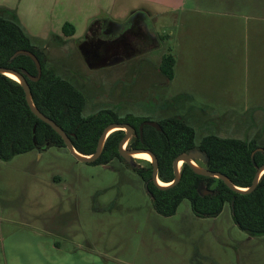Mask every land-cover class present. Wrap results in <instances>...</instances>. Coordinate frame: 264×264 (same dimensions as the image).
<instances>
[{
    "label": "rangeland",
    "instance_id": "rangeland-1",
    "mask_svg": "<svg viewBox=\"0 0 264 264\" xmlns=\"http://www.w3.org/2000/svg\"><path fill=\"white\" fill-rule=\"evenodd\" d=\"M3 1H13L23 18L40 20V14H26L25 0ZM123 2L129 8L138 5ZM248 5L256 9L254 16L264 18L259 14L264 0H187L184 8L160 14L161 24L151 23L161 42L138 54L131 51L112 66L90 68L82 55L83 62L76 43L86 29L63 39L56 24L38 22V35L30 39L43 50L47 66L81 90L84 116L105 107L132 119L180 116L195 129L196 140L216 134L255 138L264 146L263 113L251 119L254 111L242 109L246 94L256 87L254 78L264 76V58L258 59L249 41L252 24L244 28L245 15L229 13L233 6ZM249 22L262 25L264 32V21ZM168 53L176 61L170 81L158 70ZM148 163L115 158L106 167L79 161L66 147L49 144L0 160V263L24 264V252L11 248L30 245L48 247L49 264L60 258L63 264H180L189 257L195 262L194 255L205 264H264V235L241 230L229 202L214 216L195 214L187 199L172 215L158 213L133 169ZM196 163L204 166L205 161ZM55 242L62 251L50 248Z\"/></svg>",
    "mask_w": 264,
    "mask_h": 264
},
{
    "label": "trees",
    "instance_id": "trees-1",
    "mask_svg": "<svg viewBox=\"0 0 264 264\" xmlns=\"http://www.w3.org/2000/svg\"><path fill=\"white\" fill-rule=\"evenodd\" d=\"M68 26L65 23L62 32L72 35L74 28L67 29ZM19 49L31 51L40 61L41 75L37 80L24 74L34 105L64 130L78 152L92 154L101 132L110 123L129 121L138 127L141 121L148 119L120 116L110 108L84 116L82 111L86 99L81 90L47 66L43 50L34 45L15 13L0 7V66L36 76V66L29 56L19 54L11 58ZM174 65L173 54L161 57L158 70L166 81L173 78ZM157 122L160 130L144 125L141 136L137 128L138 135L129 140L127 148L150 150L157 158L158 178L163 182L174 178L175 157L196 148L206 153L208 159L204 166L207 169L221 172L234 185L243 188L251 185L257 168L264 164V152L256 151L251 157L256 148H264L255 138L241 140L206 134L196 140L195 129L179 116L165 117ZM122 134L121 129L111 132L99 157L89 163L107 165L115 158L122 159L118 153ZM45 144L65 147L61 136L31 111L21 84L0 73V160H9ZM133 169L147 184L146 189L158 213L172 215L178 205L187 199L195 214L214 216L229 202L232 218L241 230L252 236L264 235V173L253 191L238 193L219 178L196 174L187 163L180 166V180L167 188H159L153 183L150 163L134 166ZM200 183L212 193L200 194Z\"/></svg>",
    "mask_w": 264,
    "mask_h": 264
},
{
    "label": "crops",
    "instance_id": "crops-1",
    "mask_svg": "<svg viewBox=\"0 0 264 264\" xmlns=\"http://www.w3.org/2000/svg\"><path fill=\"white\" fill-rule=\"evenodd\" d=\"M124 0H35L36 6L35 8H31L33 0H25L26 8H30L29 12H26L28 15H36L40 14V20H34L26 16L23 18L21 16V12L19 9H15L13 1H3L0 0V7H5L12 12L15 13L20 25L23 29H25L29 34L30 38H36L38 35L36 31L39 29V23H54L57 25L56 29L60 30V34L57 35L61 38H76L77 32L79 28L89 29L94 24L100 23L104 26H107L108 23H115V24H124L129 25L131 24L132 17L134 15H138L140 17V21L142 25H145L146 28H149L153 31V34L156 37V41L161 42V35L154 30V27L151 25L152 22L156 19V23L160 22L159 15L164 12H175L178 9H182L187 5V0H136L138 3L137 7L129 8L126 5ZM195 2H199L200 0H194ZM231 1V0H230ZM241 3L246 2V0H239ZM30 4V5H29ZM180 7V8H178ZM234 11H230L229 13L232 14H244L245 20L243 22L244 28H248V26L252 27L254 31V38H251L249 41L252 45L257 47L255 49L256 54L260 53L258 59L264 58V38L262 34V25L250 23L249 20H262L264 21L263 17L254 16L257 14L255 8L251 11L250 6H233ZM238 9V10H237ZM35 12H33V11ZM116 10V12H115ZM185 12V9L183 10ZM124 12V13H123ZM183 12V13H184ZM113 13L118 15H129L125 18L121 17H113ZM264 13V7H261L259 14ZM133 15V16H131ZM156 17V18H155ZM238 20H240L239 16ZM159 19V20H158ZM248 20V21H247ZM163 21V20H162ZM39 22V23H38ZM68 23L70 26L74 28V33L72 35H65L62 32V26ZM84 23V24H82ZM242 24V23H241ZM242 27V26H241ZM157 28V26H156ZM257 29H260V32L256 33ZM37 34V35H36ZM257 35H260V38H256ZM255 60L256 57L254 58ZM176 62V61H175ZM258 62V61H255ZM175 73V71H174ZM174 77V75H173ZM173 79V78H172ZM171 79V80H172ZM254 84L256 87L248 91L246 94L245 100L246 103L244 104L242 109H252L254 111L253 117L251 115V119H256L258 117L257 113H263L264 116V76H259L258 78H254ZM259 86V87H258ZM260 111V112H258ZM180 117V116H179ZM192 120V119H191ZM187 123L188 120H187ZM190 123L193 124L191 121ZM54 251L60 252L62 248L57 242L50 246ZM12 250H20L25 254V263L24 264H49L48 261V247H33V246H24L23 248H11ZM34 252H36V256L34 257ZM197 254V253H196ZM195 262H190V257L188 258L187 263H180V264H205L202 261V257L198 258V256L194 255ZM62 258L59 259L58 264H63L61 261ZM210 263V262H209ZM1 264V263H0ZM12 264H17L16 262ZM85 264H91L85 262ZM95 264V263H93ZM106 264V263H104ZM210 264H218V263H210ZM235 264V263H232ZM238 264V263H237Z\"/></svg>",
    "mask_w": 264,
    "mask_h": 264
},
{
    "label": "water",
    "instance_id": "water-1",
    "mask_svg": "<svg viewBox=\"0 0 264 264\" xmlns=\"http://www.w3.org/2000/svg\"><path fill=\"white\" fill-rule=\"evenodd\" d=\"M19 54H25L33 60L35 66H36V69H37V75L32 76L26 72L21 73L17 70H14L11 68H6V67H1V66H0V73L5 74L8 77H10L8 75V73H10V74H13L15 77H17V79H14L12 77H10V78L17 81L18 83H20L21 86L23 87V90L25 93V98H26L27 104L30 107L31 111L39 119H41L42 121L49 124L61 136V138L64 141L65 147L67 148L69 153L75 159H77L79 161L92 162L95 159H97L102 152L104 142H105L106 138L108 137V135L115 130L121 129V130H124L126 132V135L124 137H122V139L120 140V142L118 144V153H119L120 157H122L128 163L133 164V158L134 157L131 155L132 153H134V152H147L152 157V160L150 161L151 166H152V177H151V179H152L153 183L159 188L170 187V186L176 184L180 180V165H182V163H187L196 174L205 175V176H213V177L221 179L230 189H232L233 191L238 192V193H248V192L253 191L255 189L261 175L264 173V164H262L261 166H259L257 168L256 173L253 177V180H252V183L250 186L244 187V188L236 186L230 181V179L226 175L222 174L221 172L211 171V170L207 169L205 166H201V165L197 164L196 160L200 159V160H203L206 162L208 157L206 156L205 152L196 148V149H192L188 152H182L175 157V159L173 161L174 178L170 182H165V183H167V185L161 186L157 183V180L159 178H158V161H157L156 156L148 149H140V148L129 149V148H127L125 146V144H127V142L130 140L131 137H129V136L131 135L133 129L127 123H118V122L110 123L104 127L103 131L101 132V134L98 138L95 151L92 154H89V155L82 154L74 148L69 136L64 132V130L59 125H57L52 119H50L48 116H46L41 111H39L38 108L34 105V103L32 101V97H31V93H30V88H29V85L27 83V80H26V77L24 76V74H26L32 80H37L41 75L40 61L38 60V58L36 57V55L34 53H32L31 51L25 50V49H19V50L15 51L13 53V55L11 56V58H13ZM143 124H148L150 126L155 127L157 130H160V126L156 121L146 120L141 124L140 129H142ZM111 128H113V131H110ZM256 151L264 152V148L263 147L256 148L251 153L252 158H253V155ZM179 162H181L180 165H179ZM105 166L107 167L108 165H105ZM145 187H147L146 183H145ZM198 192L202 195L212 193V191L207 189L203 183H200L198 185Z\"/></svg>",
    "mask_w": 264,
    "mask_h": 264
},
{
    "label": "flooded vegetation",
    "instance_id": "flooded-vegetation-1",
    "mask_svg": "<svg viewBox=\"0 0 264 264\" xmlns=\"http://www.w3.org/2000/svg\"><path fill=\"white\" fill-rule=\"evenodd\" d=\"M132 21L133 22L127 26L124 24L115 23H108L107 26H104L103 24L96 23L91 28L86 30L88 33H85L81 40L77 41L76 43L77 51L81 55L82 60L84 57L85 61H87V65L90 68L103 67L100 66L101 63H108V65L105 66H112L114 63L118 64L119 62L126 59V56L132 53L131 51H134L138 54L143 50V48H145L146 45V48L149 50L151 47H154L159 43L156 41L153 31L141 24L140 17L138 15H134L132 17ZM115 45L116 48L114 47ZM85 61L83 60V62L86 64ZM103 109L107 108L105 107L100 110ZM146 120L150 119L141 121L138 127L129 121L120 123H127L132 127L133 130L129 136L132 138L137 137V128L139 130V135L141 136L142 129H140V126ZM144 125L148 124H143L142 128ZM122 131L123 134L121 137H124L126 132L124 130Z\"/></svg>",
    "mask_w": 264,
    "mask_h": 264
},
{
    "label": "bare ground",
    "instance_id": "bare-ground-1",
    "mask_svg": "<svg viewBox=\"0 0 264 264\" xmlns=\"http://www.w3.org/2000/svg\"><path fill=\"white\" fill-rule=\"evenodd\" d=\"M8 75L14 79H17V77H15L13 74L8 73ZM110 131H113V128H111ZM134 158L137 159H143V160H152V157L147 153V152H134L131 154ZM181 164V162H179V165ZM157 183L161 186H165L167 185V183L160 181L159 179L157 180Z\"/></svg>",
    "mask_w": 264,
    "mask_h": 264
}]
</instances>
